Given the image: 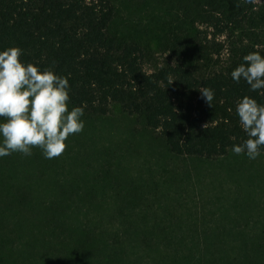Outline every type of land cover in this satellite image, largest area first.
<instances>
[{
  "label": "trees",
  "instance_id": "obj_1",
  "mask_svg": "<svg viewBox=\"0 0 264 264\" xmlns=\"http://www.w3.org/2000/svg\"><path fill=\"white\" fill-rule=\"evenodd\" d=\"M255 8L256 0L201 1L203 22L214 35L239 29ZM115 14V0H0V49L19 47L24 62L68 76L70 107L82 106L84 114L93 116L118 107L175 155L214 159L246 138L235 103L244 95L264 103V95L250 92L244 81L235 83L230 72L247 53L264 55V45L246 42L228 62L208 70L185 57L148 70V51L111 31ZM202 87L214 90L212 105L202 98ZM30 160L32 170L27 166L15 178L14 163L17 167L22 160L0 158V264H200V241L209 250L207 259L213 256L218 240L171 236V225L182 229L183 223H149L120 204L125 196L132 205L140 203L136 189L121 188L122 178L110 169L103 168L111 172L109 180L104 172L94 175L101 182L97 189L91 184L83 192L39 190L32 184L45 178V164L48 172L56 158L36 155ZM105 183L110 186L102 187Z\"/></svg>",
  "mask_w": 264,
  "mask_h": 264
},
{
  "label": "rangeland",
  "instance_id": "obj_2",
  "mask_svg": "<svg viewBox=\"0 0 264 264\" xmlns=\"http://www.w3.org/2000/svg\"><path fill=\"white\" fill-rule=\"evenodd\" d=\"M201 1L115 0L111 31L148 51V70L182 57L208 70L228 62L246 42L264 45V0H256L254 13L239 29L222 35H214L203 22ZM83 119V131L68 138L54 167L47 172L45 164V178L32 186L83 192L91 184L96 189L101 184L94 177L97 171L104 172L107 180L113 172L122 178L121 188L136 189L140 204L132 205L127 196L118 202L149 223L165 225L164 220H173L183 228L171 225L167 232L171 236L207 235L218 240L208 260L209 250L197 239L204 254L200 264H264V152L255 160L232 152L214 159L175 155L141 121L118 107L105 116L84 114ZM36 155L43 156L39 148H33L30 156H6L22 160L17 167L14 163L13 177L19 178L27 166L32 170L30 158ZM129 209L124 211L131 220Z\"/></svg>",
  "mask_w": 264,
  "mask_h": 264
},
{
  "label": "clouds",
  "instance_id": "obj_3",
  "mask_svg": "<svg viewBox=\"0 0 264 264\" xmlns=\"http://www.w3.org/2000/svg\"><path fill=\"white\" fill-rule=\"evenodd\" d=\"M22 54L16 46L0 49V158L13 153L30 156L33 148H39L45 159H53L65 151L70 136L83 131L84 108L69 107L68 76L26 63ZM230 77L235 83L244 81L250 92L264 95V55L255 50L247 53ZM200 92L212 105L214 90L202 87ZM235 114L246 138L234 143L231 152L255 160L264 149V103L244 95L235 103Z\"/></svg>",
  "mask_w": 264,
  "mask_h": 264
}]
</instances>
